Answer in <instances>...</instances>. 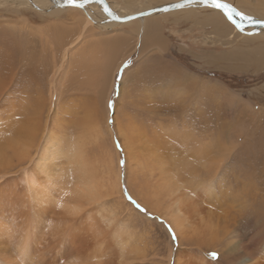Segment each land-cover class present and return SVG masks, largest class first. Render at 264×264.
Instances as JSON below:
<instances>
[{
    "label": "bare ground",
    "instance_id": "1",
    "mask_svg": "<svg viewBox=\"0 0 264 264\" xmlns=\"http://www.w3.org/2000/svg\"><path fill=\"white\" fill-rule=\"evenodd\" d=\"M23 1L49 12L67 11L75 14L76 21H80L76 34L67 37V44L60 54V65L57 66L61 67L63 61L76 53L79 64L68 65V69L76 70L73 76V69H70L71 76L68 75L67 80L75 81L79 86L77 92H72L77 97H70L73 101L68 99L72 106L70 103H58L54 91L47 103L42 86L32 89L34 83H38L36 76L35 79H27L21 88L19 84L24 78L17 79L16 72L0 67V264H132L128 255V236L122 233L117 237L112 227V216L107 215L104 208L106 200L112 201L114 195L123 198L121 169L116 163L118 158L113 153L114 146L109 144L114 136L120 140L127 159H133L134 163L137 160L136 171L146 172L151 179L150 184L144 185L147 201L142 203L160 208L161 214L149 210L144 216L159 214L181 237L185 233L183 229L190 230L187 227L189 214H197L201 229L208 233L207 239L210 242L216 239L212 249L216 248L224 262L264 264V206L259 200L264 194L253 180V171L237 172L235 169L239 167L236 163L226 160L234 141L230 134L225 141L218 138L223 127L221 118L216 120L217 138L211 133L210 117L206 116L208 111L203 108L208 97L207 94L203 97V91L209 90L208 85L198 75L186 73L178 76L176 66H166L165 71L161 65L164 73L157 76L158 85L146 87L147 91L141 98L138 94H128L126 98L119 99L114 104L112 117L107 107L111 98L107 97L108 88L110 94L114 72L124 58L132 55L123 52L124 44L120 43L123 31L114 40V31V35L109 31L111 38L108 31L86 34L97 19L108 25L126 22L132 28L134 39L129 51L132 53L139 48L138 59L151 53L147 60L157 64L169 49L161 36L162 29L156 24L159 18L171 15L174 19L210 27V32L218 36L220 44L234 41L241 33L239 30L258 32L253 36L264 39V24L253 22L264 20V0H219L253 17V21L242 20L232 13L233 19L241 25L239 29L222 10L198 2L185 4L183 8L172 7L184 0H126L132 5L130 8L118 1L104 0L115 16L137 14V17L126 21L110 17L98 0H78V3L84 4L80 9L62 5L60 0ZM167 8L172 10L165 11ZM100 33L105 39L100 37ZM87 35L96 39L93 38L88 48L84 47ZM72 37L75 38L70 40ZM78 46L81 47L76 50ZM212 55L210 61L215 62L216 58ZM113 59H116L115 63ZM261 60L264 62V55ZM87 68L91 69L95 88L92 95L83 100L81 96L85 94V87L81 77ZM126 70L124 78L130 73ZM171 70H175L174 73ZM53 78L48 80L50 90L54 86ZM222 91L226 97L227 90L222 88ZM227 97L230 102L235 95ZM138 100L144 103L145 117L159 121L156 127L149 126V135L136 119L126 118L123 112L125 119H129L125 123L124 118H119L118 111L114 114L115 110H119L117 104L122 101L124 108L134 109L138 108ZM70 106L72 109H68ZM124 108L120 106V109ZM160 142L169 148L170 155L173 149L183 148L186 159L177 163L168 162L167 157L151 150V145H160ZM222 171L233 172V177L238 180L225 181ZM128 189L130 191L129 186ZM130 208L121 211H131ZM223 210L226 215L217 214ZM186 235L192 239L190 234ZM199 250L201 254L185 262V258L178 260L179 252L171 249L167 264H211L205 260L201 247Z\"/></svg>",
    "mask_w": 264,
    "mask_h": 264
},
{
    "label": "rangeland",
    "instance_id": "2",
    "mask_svg": "<svg viewBox=\"0 0 264 264\" xmlns=\"http://www.w3.org/2000/svg\"><path fill=\"white\" fill-rule=\"evenodd\" d=\"M110 1H118L129 8L132 7V5L126 0ZM35 5L36 4H28L23 0H0V67L4 66L10 70V72H16L17 79L24 78L25 80L23 79L24 81L22 80V83L20 82L19 84L21 88L24 86L27 79H35L36 76L38 83H34L32 89L36 87L40 89L42 86V93L46 99H44L42 94L41 98H43L44 101L46 100L47 103H49L51 99V93H56L58 103L62 105H69L70 103L72 106L73 103H71V101L77 97V94H73L72 92H77L76 89H78L79 85L75 81L67 80L71 69H68V65H70V67L78 65L79 62L76 60L79 58H76V53H70V55L72 54L73 56H69L66 60L68 61V64L66 61H63L61 67L57 66L60 62V54L63 47L67 44V37L76 34L75 31L78 29L77 26H80V21H76L75 14L68 13L67 11L49 12L46 11L47 9L45 10V8H41L37 5V7H35ZM167 10L170 11L172 8H167ZM78 16L80 15L78 14ZM170 16L171 15L166 16L165 19L159 18L158 22H156L159 28L162 29L161 36L165 40V46L168 45L169 47V49L165 51V53L168 54H165L160 59L162 61L157 62V64L147 60L151 57V55H149L151 53H147L143 55L142 59H138L139 48H136L135 51H132V53L129 51L134 45V39L131 30L132 28L129 27L128 23L119 22L117 24L108 25L105 21L97 19V22L95 21L94 23V27L87 29L86 34L96 32L102 33L103 31L104 33L107 31V33H109V31H114L116 33L115 35L114 32H110L114 36L110 33L108 34V37L111 38L112 36L113 40L117 34H120L123 31L124 34H122L124 37L123 40H120V43L124 44L123 52L132 55L124 58L125 60L123 62L121 61L119 68L117 70L115 69L116 71L114 72L113 77L114 84H112L110 94L108 88L109 83L107 85V97H111L107 101V107L109 101H111L113 105L111 108L108 107L109 113L112 117H114V104L115 102L118 103L119 99H124V97L126 98L128 94H133L132 96L138 94L141 98L147 91L146 87H154V84L158 85L157 76L160 77V75L164 73L161 65H163L165 71H167L166 66H176L177 70L171 71L173 73L175 71L176 74L179 73L178 76L181 74L185 75L186 73L188 75H198L197 77L205 82L210 90V93H208L209 90L207 89V91H203V97L206 96V94L208 96L206 97L207 105L203 108L206 112L208 111L206 116L210 117V127H212L210 128L211 133L213 136L215 135V138H217L216 131L218 129V125L216 120L218 117L221 118L223 127L222 131L218 135V138L225 141L226 138L228 139L227 136L230 134L231 138H233L232 141H234L233 145H231L233 146V149L230 151V154L226 156V160L230 159L233 161L232 164L236 163L239 167L238 169H235L237 172H244L247 169L249 170V173L253 171L255 173L253 180L258 183L261 193L264 194V62L261 60V56L264 55V39H259L253 36L258 32L237 30L241 33L236 39H234V41L229 42L230 44H220V41L217 39L218 36L216 37L214 33L210 32L212 31L210 27L194 25L191 21L177 18L174 19ZM101 33L100 37L105 39V36H102ZM74 38L75 37H72L70 40H73ZM93 38L96 40L92 35H87L84 47L88 48V45L91 44ZM213 40H216L217 42H213ZM80 47L78 46L76 50H79ZM76 50L74 49V51ZM115 51L117 52V49ZM210 55L216 58L215 62L210 61ZM113 62L115 63L116 59H113ZM109 63L111 65V62ZM66 64L67 69L64 68L66 67ZM72 69L73 72L71 75L74 76L76 69ZM125 70L128 71L127 73H130L128 75L126 74L124 78L123 73ZM53 74L55 75L53 76ZM51 78H53L54 88L52 87L50 90L49 81ZM81 83L85 87L83 90L85 94L81 97L85 100L86 96L90 97L92 95V89L95 88L90 68H87L86 72L82 75ZM222 88L227 90L226 97ZM232 94L235 95V98L229 102L226 100L228 98L227 96H231ZM67 95H69V97H67ZM96 95L98 96V94ZM70 97H73V99ZM124 101H126V99ZM124 101H122L121 104ZM231 102H233V104H231ZM81 103H83V101ZM121 104H117L119 110H115L114 114H117L118 111L119 118H124L122 119L123 122L125 121V123H127L129 120L125 119L124 116H126V118L132 117L133 119H136L135 121L137 124L142 125L148 135L151 133L149 126L151 125L156 127L158 125V119L148 120L147 117H145L147 114L144 110V103L140 100H138V108L134 109H128V106L124 108V104ZM71 106L68 109H72ZM120 106H123L124 109H120ZM125 113L127 115H125ZM202 113L204 115V112ZM213 123L216 124V127ZM148 138L149 137H147V139ZM158 138H160V135H158ZM117 141H119L120 144V140L114 136L112 143L110 141L109 144L114 146L115 151L113 153H115L118 158L116 163H118L117 166L121 169L120 184L123 198H119L117 195H114L111 197L112 201L111 199L109 201L106 200L104 208H106L105 213L112 216V227L114 228L117 237H119L122 233L128 236L127 239L129 241L127 248L130 249V253H128V255L132 264H167L169 251L171 249L174 252H179L178 260L185 258V262H188L189 259L201 254L199 252V247H201L202 251L205 252V260L207 259L208 263L229 264L224 262L223 259H220V253L217 252L216 248L212 249L216 239H211V242L207 239V237L209 238L208 233L201 229L202 227L197 214L194 215V213H190L187 218V227L190 229H188L190 232L183 229L186 234L191 235L192 239L188 238V235L185 233L180 237L174 231L173 227H171L169 223H166L165 219L157 213H155L157 215L153 217H149L147 215L144 216L149 210L152 212L154 210L155 212H160L161 214L160 208H152L154 205L152 206V204H150L151 206H147L142 203L147 197L144 185H148V183L150 184L151 179L146 172L136 171V156H134L135 163L132 162L133 159H131L132 161H129L126 157L127 154L125 150L123 149V151H119L117 149ZM120 146L122 147L121 144ZM178 148L173 149V155L172 152L170 155V150L164 142H160V145L156 143L151 145L152 151H157V153L167 157V161L170 163H177L186 159L183 148H180L181 151ZM122 159H127L124 167H121L120 165V161ZM223 177L225 181L230 180L233 182L238 180L233 177V172L222 171V178ZM125 179L127 180L126 182ZM125 184L127 187V194L131 195L133 200L146 209V212H141L126 199L123 192ZM144 193L146 195H144ZM259 200L260 203H262V206H264V197L259 198ZM129 207H132L130 208L131 211H121L125 208L127 210ZM223 212L224 214H221ZM223 212L220 213L219 211L217 214L223 216L226 215L224 210ZM214 219L215 218H213L211 222H213ZM118 230L120 231L118 232ZM117 232L119 234H117ZM187 239H189V241H187ZM212 252L217 253V261L209 255ZM139 253H141V256Z\"/></svg>",
    "mask_w": 264,
    "mask_h": 264
},
{
    "label": "snow or ice",
    "instance_id": "3",
    "mask_svg": "<svg viewBox=\"0 0 264 264\" xmlns=\"http://www.w3.org/2000/svg\"><path fill=\"white\" fill-rule=\"evenodd\" d=\"M85 2H88V0H85ZM198 2L202 5H205L209 8L212 9H218V10H222L223 13L227 16V19L229 21H231L236 28H240L241 25L239 23H237L234 19H233V15L232 13H235L236 16H239L242 20H248V21H253V17L251 15H247L241 11L236 10L235 8L230 7L227 3H223V2H219V0H184L183 3H177L172 5V7L175 8H183L185 6V4H192ZM65 3L68 6H72V7H79V8H83L84 4L83 3H78V0H65ZM104 11L106 13H108L109 16H111L113 19H119L118 16H115L107 7V5H105L104 7ZM165 11H167V9H165ZM253 22L256 23H262L264 24V20H255ZM119 78V77H118ZM112 102L109 101L108 103V107L111 108ZM116 147L119 151H123V148L120 146L119 141L116 142ZM126 164V160L122 159L120 161V165L121 167H124ZM123 192L125 194L126 199L131 202L137 209H139L141 212H146V209H144L139 203H137L135 200L132 199L131 195L127 194V187L125 184V188L123 189ZM175 238V237H174ZM213 259H216L217 257V253L216 252H212L209 254Z\"/></svg>",
    "mask_w": 264,
    "mask_h": 264
},
{
    "label": "water",
    "instance_id": "4",
    "mask_svg": "<svg viewBox=\"0 0 264 264\" xmlns=\"http://www.w3.org/2000/svg\"><path fill=\"white\" fill-rule=\"evenodd\" d=\"M98 1L102 2V4L104 5V7H105V5H107L106 1H104V0H98ZM60 2H61L62 5H67L65 3V0H60ZM107 7H108V5H107ZM135 17H137V14L135 16L132 15V16H127V17H119V19H115V20H117V21H126V20H129V19L135 18Z\"/></svg>",
    "mask_w": 264,
    "mask_h": 264
}]
</instances>
